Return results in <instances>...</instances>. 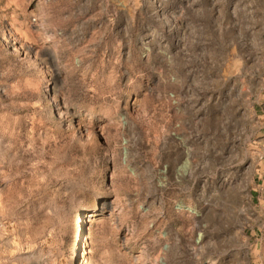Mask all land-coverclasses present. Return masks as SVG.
Masks as SVG:
<instances>
[{
	"label": "rangeland",
	"instance_id": "374dc122",
	"mask_svg": "<svg viewBox=\"0 0 264 264\" xmlns=\"http://www.w3.org/2000/svg\"><path fill=\"white\" fill-rule=\"evenodd\" d=\"M0 264H264V0H0Z\"/></svg>",
	"mask_w": 264,
	"mask_h": 264
},
{
	"label": "bare ground",
	"instance_id": "6f19581e",
	"mask_svg": "<svg viewBox=\"0 0 264 264\" xmlns=\"http://www.w3.org/2000/svg\"><path fill=\"white\" fill-rule=\"evenodd\" d=\"M84 263V262H83Z\"/></svg>",
	"mask_w": 264,
	"mask_h": 264
}]
</instances>
